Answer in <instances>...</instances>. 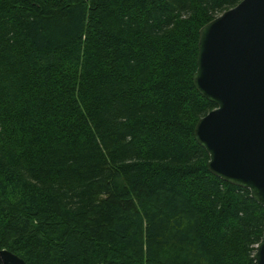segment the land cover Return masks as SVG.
Listing matches in <instances>:
<instances>
[{
  "label": "trees",
  "instance_id": "1",
  "mask_svg": "<svg viewBox=\"0 0 264 264\" xmlns=\"http://www.w3.org/2000/svg\"><path fill=\"white\" fill-rule=\"evenodd\" d=\"M240 0H0V249L27 264H254L264 207L194 135L198 31Z\"/></svg>",
  "mask_w": 264,
  "mask_h": 264
},
{
  "label": "water",
  "instance_id": "2",
  "mask_svg": "<svg viewBox=\"0 0 264 264\" xmlns=\"http://www.w3.org/2000/svg\"><path fill=\"white\" fill-rule=\"evenodd\" d=\"M193 80L215 107L200 117L194 135L208 154V169L249 190L264 207V0H240L198 31ZM254 264H264V230ZM0 264H27L0 249Z\"/></svg>",
  "mask_w": 264,
  "mask_h": 264
}]
</instances>
